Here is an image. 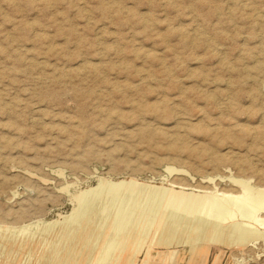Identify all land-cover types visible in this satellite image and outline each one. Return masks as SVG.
Masks as SVG:
<instances>
[{
    "label": "rangeland",
    "instance_id": "374dc122",
    "mask_svg": "<svg viewBox=\"0 0 264 264\" xmlns=\"http://www.w3.org/2000/svg\"><path fill=\"white\" fill-rule=\"evenodd\" d=\"M262 62L264 0H0V236L131 183L161 200L131 264H264L262 242L229 245L230 223L214 243L212 225L201 238L197 218L167 215L182 193L264 191ZM20 248L0 264H35ZM50 255L39 264L66 261Z\"/></svg>",
    "mask_w": 264,
    "mask_h": 264
},
{
    "label": "bare ground",
    "instance_id": "6f19581e",
    "mask_svg": "<svg viewBox=\"0 0 264 264\" xmlns=\"http://www.w3.org/2000/svg\"><path fill=\"white\" fill-rule=\"evenodd\" d=\"M205 128L208 127L205 126ZM201 129L203 130V127ZM178 141H181L180 137ZM229 151L226 153H230ZM222 156L224 155H215L213 161L223 162ZM167 171L170 172L173 169L167 167ZM130 184L112 185L100 181L95 189H90L80 195L77 208L63 222L54 223L51 227H44L39 232L31 234L22 231L11 237L0 236L3 242L0 244V254L8 253L11 245L21 244L17 259L22 257L23 251L27 248L24 260L31 257L36 260L35 264H39L43 259L42 254L48 251L51 252L50 256L65 257L64 264H80L83 254L95 248L98 254L91 260L87 259L86 264H131V257L126 254L131 246L133 249L138 247L139 238L146 233L161 200L149 190L139 191L137 187L130 189ZM175 184L184 189L181 185L183 183L178 181H172L170 185L175 187ZM238 185H240L239 190L233 188V190L218 192L213 189L207 191L208 188H204L202 194L182 193L172 196L167 215L169 219L189 220L193 216L197 218L200 224L194 227V232L198 236H201L212 225L210 239L214 243L221 240L225 230L224 225L230 223L232 227L228 232V237L231 247L255 248L258 242H262L264 247V215L262 214L264 213V191L254 190L241 179L238 180ZM45 234L51 236L45 237L43 236ZM66 236L69 237L67 239L75 236V242H79L78 245H75L74 241L71 243L65 241ZM35 251H40L42 254L34 255ZM13 263L14 260L9 264Z\"/></svg>",
    "mask_w": 264,
    "mask_h": 264
}]
</instances>
